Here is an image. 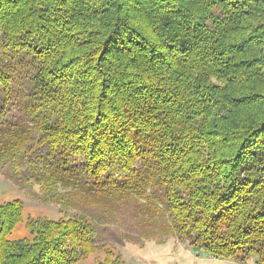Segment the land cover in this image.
I'll use <instances>...</instances> for the list:
<instances>
[{"label":"trees","instance_id":"16d2710c","mask_svg":"<svg viewBox=\"0 0 264 264\" xmlns=\"http://www.w3.org/2000/svg\"><path fill=\"white\" fill-rule=\"evenodd\" d=\"M4 166L62 207L82 183L103 221L160 197L190 245L264 264V0H0ZM81 215L13 240L0 204V264H83L104 245Z\"/></svg>","mask_w":264,"mask_h":264},{"label":"rangeland","instance_id":"374dc122","mask_svg":"<svg viewBox=\"0 0 264 264\" xmlns=\"http://www.w3.org/2000/svg\"><path fill=\"white\" fill-rule=\"evenodd\" d=\"M9 111V112H8ZM5 114L8 121L17 122L16 110L10 108ZM34 136V135H32ZM36 137H39L38 135ZM38 154L35 152L34 155ZM28 159V158H27ZM25 158V163L27 161ZM36 160L34 164H36ZM24 165V164H23ZM30 166L31 164H27ZM7 170L0 169V204L10 200H19L23 206V221L19 223L9 236L10 239H25L30 233L25 222L31 220H58L70 217H91L100 231L99 245H104L83 264H97L98 261H112L113 264H254L253 257L242 260L239 256L232 259L213 257L189 244V240L178 237L170 227V219L165 210V202L160 197L152 201H127L116 215L101 219L98 200H92V190L81 187L78 196L69 200L70 205L62 207L54 191L48 186L46 190L38 184L28 182L30 178L26 167ZM53 181L59 182L56 178ZM28 182V183H27ZM43 184V183H42ZM44 185V184H43ZM51 187V186H50ZM52 188V187H51ZM65 198L62 186L57 187ZM151 193H147V196ZM160 195V194H158ZM62 196V197H63ZM161 196V195H160ZM144 200V199H143ZM95 204V205H94ZM149 208V212L137 214L136 209Z\"/></svg>","mask_w":264,"mask_h":264}]
</instances>
